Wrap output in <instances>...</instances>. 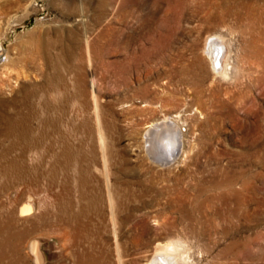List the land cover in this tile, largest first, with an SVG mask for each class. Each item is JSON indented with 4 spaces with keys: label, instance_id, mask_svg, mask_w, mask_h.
Here are the masks:
<instances>
[{
    "label": "rangeland",
    "instance_id": "obj_1",
    "mask_svg": "<svg viewBox=\"0 0 264 264\" xmlns=\"http://www.w3.org/2000/svg\"><path fill=\"white\" fill-rule=\"evenodd\" d=\"M211 37L227 46V78ZM0 47L11 57L0 59V264H35L34 240L43 264H73L75 222L59 215L81 212L93 251L123 264H147L171 241L186 264H264V0H0ZM69 95L79 164L19 157L23 130L50 135ZM95 106L105 159L92 146ZM167 119L183 151L162 166L145 136ZM90 187L105 197L100 220ZM25 201L38 211L20 217Z\"/></svg>",
    "mask_w": 264,
    "mask_h": 264
},
{
    "label": "bare ground",
    "instance_id": "obj_2",
    "mask_svg": "<svg viewBox=\"0 0 264 264\" xmlns=\"http://www.w3.org/2000/svg\"><path fill=\"white\" fill-rule=\"evenodd\" d=\"M207 52L212 62L214 70L220 76H224L225 78H227L230 73H229V67H228L229 63H227L228 62L227 61L228 50H227L225 41L220 37H211L207 45ZM3 56H5L4 57L5 62L3 64L7 62L10 63L11 61L10 55L6 51H4L2 47H0V59L1 60ZM133 60H134L133 61L134 64L137 66H139L140 63L142 62V58L136 55L133 57ZM80 96L83 99V100L81 99V104L84 106L86 105L89 106L90 100L86 98L87 95L85 94L84 91L80 94ZM76 98L78 99L79 96L69 95L65 100L66 105L58 107L59 115L55 117V119L50 121V126L53 130L51 133H49L50 135H48L46 132V134L43 136L42 133H39L34 128H27V129L25 128L23 130V133L21 136H23L26 143L20 149L18 148L20 152V153L18 152L20 154L19 157H22V158H26L28 156L35 157L38 164L42 162V159L44 160V158H49L57 162V165H59L58 168H64V169H66L70 165V163L76 162L77 164H79V160L75 159L73 156L74 146H73L72 141H73V135L75 131V120L73 116V109L72 107H70L71 103L74 102ZM146 102L149 103L148 101ZM95 108H96V113H94V118L96 119L97 129L92 131V133L95 134V137H93L92 146L95 147L96 151L98 150V152L102 153V157L105 159L107 149H106V146L104 145V132H103L104 130H102L103 124L99 119V116L97 113V106H95ZM86 110H87L86 111L87 115H89L90 110L89 109H86ZM168 119L151 125V127L149 128L145 136L146 140L148 141L149 153L153 155L152 156L153 159L156 160V162L162 166L169 165L173 163L174 161H176L180 153L183 151V139H182L183 133L181 132L180 128L174 123L173 120L172 122L171 120H168ZM59 125H61V127H65L66 131L65 132L57 131ZM45 140H48L46 144H45ZM57 146H60V149H58ZM153 148L154 150H152ZM177 148H179L180 153L174 159L173 154L175 152V149ZM15 149H16L15 146H14V149L11 148V150L13 151ZM7 155H9V152ZM89 164L90 163H88V165ZM90 166L91 164L88 166V169H90ZM22 167L24 168V166ZM101 175L103 176L104 184L105 183L108 184L109 176L106 173H104V171H101ZM85 185L88 187V182L85 183ZM89 191H90L89 196H86L87 192L83 193L85 196L83 197L84 200L88 202L87 209L94 207L96 218L100 220V218L105 217L104 207L101 208L104 202V198H105L102 193V188L95 189L94 187H90ZM92 192H95L94 196L90 194ZM109 194H110L109 199H110V202L112 203L113 201L112 195L111 193ZM32 203H33L32 201H25L24 203H22V205L19 206L17 215H19L20 217H26V216H31L35 214L38 211V209L33 210ZM81 213L78 216H76V218H74V221H72L71 217H68L67 215H62V213H60L59 215V220L63 222L64 225L71 226V224L75 222V226L72 227L73 231L75 232V241L73 245V251L71 254L73 264H123L122 263L123 257H121V254L118 255L119 257H116V253L114 252V250L112 251L108 249L106 250L102 249V250H99V253L98 252L95 253L93 251L94 249L93 244L95 242H93L92 244V241H91L92 232L90 229V226H91L90 221H86L84 212H81ZM37 219L39 221H42L44 224L48 222L47 220L48 216L46 214L39 215ZM104 220H101V223H103ZM96 232H97V235H101L100 228H97ZM40 244L41 243H39L38 240H34L30 245V251L33 254L35 264H43V258L45 259V257H43V253L41 252L42 249L40 247ZM183 253H184V248L180 241H171V242L162 243L156 249V251L154 252V254L152 255L151 259L149 260L147 264H186L183 258Z\"/></svg>",
    "mask_w": 264,
    "mask_h": 264
},
{
    "label": "water",
    "instance_id": "obj_3",
    "mask_svg": "<svg viewBox=\"0 0 264 264\" xmlns=\"http://www.w3.org/2000/svg\"><path fill=\"white\" fill-rule=\"evenodd\" d=\"M223 52V51H222ZM224 53V52H223ZM222 53V54H223ZM179 153H180V150H179V148H177V149H175V152H174V154H173V158L175 159L178 155H179ZM33 210H34V207H33Z\"/></svg>",
    "mask_w": 264,
    "mask_h": 264
}]
</instances>
